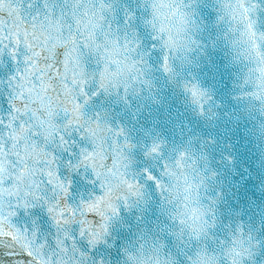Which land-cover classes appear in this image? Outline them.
<instances>
[{"label":"clouds","instance_id":"obj_1","mask_svg":"<svg viewBox=\"0 0 264 264\" xmlns=\"http://www.w3.org/2000/svg\"><path fill=\"white\" fill-rule=\"evenodd\" d=\"M262 67L264 0H5L0 264H264Z\"/></svg>","mask_w":264,"mask_h":264},{"label":"snow or ice","instance_id":"obj_2","mask_svg":"<svg viewBox=\"0 0 264 264\" xmlns=\"http://www.w3.org/2000/svg\"><path fill=\"white\" fill-rule=\"evenodd\" d=\"M4 6H5V0H0V11L4 10ZM29 7H31V5H29ZM21 9H22V5L17 7L16 5L10 4L7 9L8 15L10 17H15V19L17 20H20L22 19L20 15ZM18 42L19 41L17 40V43ZM257 71L260 73L259 79L257 80V84L259 85L260 90L258 92L251 93V95L254 96L255 99L261 100L262 96H264V67L257 69ZM193 96H197V92L195 89H193ZM28 255L30 256L32 255V253L29 252Z\"/></svg>","mask_w":264,"mask_h":264}]
</instances>
